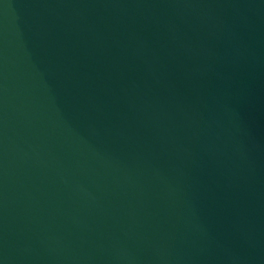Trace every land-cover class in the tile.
Segmentation results:
<instances>
[{
    "label": "water",
    "instance_id": "95a60500",
    "mask_svg": "<svg viewBox=\"0 0 264 264\" xmlns=\"http://www.w3.org/2000/svg\"><path fill=\"white\" fill-rule=\"evenodd\" d=\"M0 264H264V0H0Z\"/></svg>",
    "mask_w": 264,
    "mask_h": 264
}]
</instances>
